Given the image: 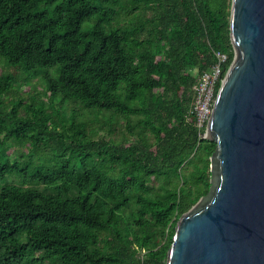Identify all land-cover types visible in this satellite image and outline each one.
<instances>
[{
	"label": "trees",
	"instance_id": "1",
	"mask_svg": "<svg viewBox=\"0 0 264 264\" xmlns=\"http://www.w3.org/2000/svg\"><path fill=\"white\" fill-rule=\"evenodd\" d=\"M230 6L0 0V264H165L209 190L194 87L233 61Z\"/></svg>",
	"mask_w": 264,
	"mask_h": 264
},
{
	"label": "water",
	"instance_id": "2",
	"mask_svg": "<svg viewBox=\"0 0 264 264\" xmlns=\"http://www.w3.org/2000/svg\"><path fill=\"white\" fill-rule=\"evenodd\" d=\"M234 52L202 139L209 190L178 219L165 264H264V0H231Z\"/></svg>",
	"mask_w": 264,
	"mask_h": 264
},
{
	"label": "built area",
	"instance_id": "3",
	"mask_svg": "<svg viewBox=\"0 0 264 264\" xmlns=\"http://www.w3.org/2000/svg\"><path fill=\"white\" fill-rule=\"evenodd\" d=\"M216 62L209 71L201 73L197 78V83L194 87L195 99L193 113L196 116L197 126L203 128L207 126L212 109L216 100L217 93L215 86L218 82L220 85L222 66L226 60V55L221 52L215 53Z\"/></svg>",
	"mask_w": 264,
	"mask_h": 264
},
{
	"label": "rangeland",
	"instance_id": "4",
	"mask_svg": "<svg viewBox=\"0 0 264 264\" xmlns=\"http://www.w3.org/2000/svg\"><path fill=\"white\" fill-rule=\"evenodd\" d=\"M0 69H1V68H0ZM10 71H11V72H12V71H16L17 73L21 74V73H22V68L17 67V66H16V67H11V68H10ZM40 77H41V75L39 76V78H40ZM39 78H35V79H34V83H38V86H39L38 89H39V91H40L41 88H42V85L39 84V83H40ZM22 91H23V92L28 91V87L23 86ZM24 97L26 98L27 95L25 94ZM44 100H46V98H44ZM107 131H108V127H103V130H102V132H104L103 134H106ZM123 134L126 135L125 128H124V127H120V128H117L116 132H115L113 135L111 134V137L116 138V139H120V138L122 137ZM22 151H23V152H26L27 150H22ZM7 182H8V183H11V182H12V179L9 178Z\"/></svg>",
	"mask_w": 264,
	"mask_h": 264
}]
</instances>
